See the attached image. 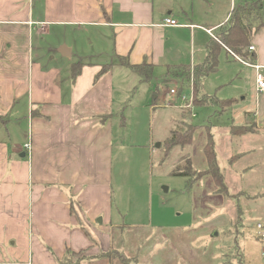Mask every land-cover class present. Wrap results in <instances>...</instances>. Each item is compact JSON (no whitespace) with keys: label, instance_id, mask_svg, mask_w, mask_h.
I'll list each match as a JSON object with an SVG mask.
<instances>
[{"label":"crops","instance_id":"0c3cea01","mask_svg":"<svg viewBox=\"0 0 264 264\" xmlns=\"http://www.w3.org/2000/svg\"><path fill=\"white\" fill-rule=\"evenodd\" d=\"M216 5L225 22L199 17ZM235 6V0H0V264H61L68 251L79 253L82 264H112L100 255L112 251L113 229L123 227L112 200L114 162L124 149L116 137L132 86L143 82L121 65L97 78L104 64L84 62L83 45L150 65L153 75L164 70L167 77L172 67L193 73L213 39L206 29L218 32ZM166 18L180 26H165ZM253 46L251 60L264 67V28ZM45 52L52 59L45 61ZM219 60L238 62L225 51ZM77 62L85 66L73 80ZM247 69L259 99L253 124L264 130V95L256 71ZM213 75L203 80L202 94L229 100L205 90ZM25 129L15 153L12 134Z\"/></svg>","mask_w":264,"mask_h":264},{"label":"rangeland","instance_id":"374dc122","mask_svg":"<svg viewBox=\"0 0 264 264\" xmlns=\"http://www.w3.org/2000/svg\"><path fill=\"white\" fill-rule=\"evenodd\" d=\"M242 1L254 0H235L236 6ZM262 13L264 16V0ZM199 17L207 19L211 25L227 20L218 5L208 16L201 14ZM226 23L215 34L213 30L206 31H211L216 40ZM67 44L73 42L69 40L68 47ZM95 50V45L92 47L86 42L82 51L88 54L83 61L99 62L103 66L115 61L106 54L96 55ZM48 53L45 52V61L53 57ZM242 60L254 64L251 58ZM245 67L239 61L222 64L207 80L205 90L208 94L218 89L220 98L229 99L215 106L200 107L210 97H203L201 91L197 97L196 76L192 71L187 84L178 78L168 79L166 71L159 70L155 71L150 85L139 82L132 86L123 112L126 125L116 137V144L124 149L116 154L112 182L114 209L119 208L123 226L113 229L112 253L118 250L126 259L114 255L113 263L264 264V243L256 235L257 224H264V130L253 124L259 99L249 78L247 68L250 67ZM142 69L149 71L146 67ZM171 89L187 97L186 106L177 98H168ZM131 101L136 102L129 104ZM152 109H156L155 113ZM120 122L121 119L116 120L115 124ZM22 123L27 125V121ZM189 124L209 126L214 133L217 159L228 189L226 193L217 188L211 177L199 179V183L189 187L188 178L173 175L174 168L186 163L188 158L194 162L193 170L206 169L202 154L206 132H197L191 146L177 149L163 160L162 145L169 131L174 127L182 131L183 125ZM234 126L245 128L238 129L234 136L230 133ZM11 130L15 131V126ZM26 133L25 129L18 137L15 132L12 134L13 143L8 145L15 153L21 150L19 143L24 142ZM215 233L217 237H213ZM81 259L80 255L69 254L66 261L79 264Z\"/></svg>","mask_w":264,"mask_h":264},{"label":"trees","instance_id":"16d2710c","mask_svg":"<svg viewBox=\"0 0 264 264\" xmlns=\"http://www.w3.org/2000/svg\"><path fill=\"white\" fill-rule=\"evenodd\" d=\"M263 28L264 16L262 13V0H254L250 2L240 3L239 5L233 8L228 22L226 23V25L223 26V29L217 34V39H212L210 41L208 45L207 56L204 63L201 66L195 67L193 71L194 76H196V84L194 88H196L195 94H197V97L200 96L199 94L201 91L203 80H205L210 74L218 71L220 64V54L225 51L227 52V54L230 55L233 60H236V57L245 60L251 58L252 53L249 51V49L253 46V38L257 34H259ZM117 65H121L130 69L132 73L140 77L143 83H150L152 80V66L147 64L132 65L127 59L118 56L115 57L114 62L103 67L102 72H100L97 78H99L103 73L109 71L112 67ZM84 66L85 64L82 62H77L73 66V80H76L80 76L82 68ZM143 67L148 68L149 71L145 72L144 69H142ZM167 78H178L181 79L183 83L187 84V82L191 80V70L186 67H172L168 69ZM206 96L207 95L203 97L207 98ZM208 97H210L207 98L208 104L204 103L200 107H207L208 105L215 106V104L217 103L224 102L213 96ZM183 126L184 128L180 129L182 131H177L175 127L174 129H171L169 131L170 133L162 145L163 160L166 161L170 157L172 152H174L175 150H184L188 146H191L194 141V136L197 132H206V141L205 145L202 148V154L206 160V169H204V171H200L197 169L193 170L195 168L194 162L191 160V158H188V160L185 161L186 163H180L174 168L173 175L184 176L188 178L189 187H191V184L194 185L196 183H199V181L205 177H211L212 181L215 183L217 188L221 192L226 193L228 189L225 185V175L217 159V154L215 150V135L213 132H211V128L209 126H195L194 124ZM241 128L245 127H232V131L230 132L231 135L235 136V132ZM239 197H241V194ZM69 254L76 256L80 255L79 253L77 254L71 251L67 252V256ZM114 255L119 258H123L124 260L126 259L118 250L116 251V253H114V251L113 253L112 251H110L108 253H102L100 256L109 259L112 264H115L113 263L114 257H112ZM67 256L65 258V261L67 259ZM82 261L83 259L80 260L79 264H82ZM70 262L71 261L68 260L65 263L70 264Z\"/></svg>","mask_w":264,"mask_h":264},{"label":"built area","instance_id":"2783aa9c","mask_svg":"<svg viewBox=\"0 0 264 264\" xmlns=\"http://www.w3.org/2000/svg\"><path fill=\"white\" fill-rule=\"evenodd\" d=\"M164 25L165 26H172V27H179L180 26V25H178V23L175 20H172L170 18H166L164 20ZM41 27H42V29H44L45 28V24H41ZM207 33L212 38H215V36L212 34L211 31H207ZM249 51L251 53H255L256 52L255 47L254 46L250 47ZM236 59L240 63L244 64L246 67H250V68H252V69H254L256 71V73H257V77H256L257 90L259 91L260 94L264 95V67L260 66V65H257V64L245 63L244 60H242V59H240L238 57H236ZM179 93H180L179 90L171 89L168 92L167 96H168V98H177L179 103H182L183 105L185 104L184 106H186V103L188 101L187 97L183 93H181V95H179ZM174 106L175 105H173V107ZM191 106H192V103L187 108H190ZM25 149L27 151H31L30 144H27L25 146ZM256 231H257L256 235L264 243V224H262V223L257 224ZM262 257L264 258V249H263V252H262Z\"/></svg>","mask_w":264,"mask_h":264},{"label":"water","instance_id":"95a60500","mask_svg":"<svg viewBox=\"0 0 264 264\" xmlns=\"http://www.w3.org/2000/svg\"><path fill=\"white\" fill-rule=\"evenodd\" d=\"M63 50H67V51H69L70 49H68L67 47H65V46H63V47H61ZM61 53V55H64V51H62V52H60ZM161 145L159 144L158 145V148L160 147ZM24 156V155H23ZM101 222V221H100ZM213 237H217V233H215L214 235H213Z\"/></svg>","mask_w":264,"mask_h":264}]
</instances>
